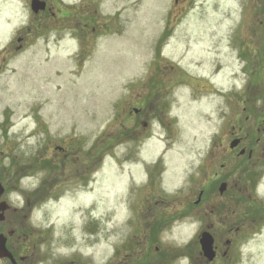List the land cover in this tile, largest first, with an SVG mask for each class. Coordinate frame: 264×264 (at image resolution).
<instances>
[{
  "label": "rangeland",
  "instance_id": "374dc122",
  "mask_svg": "<svg viewBox=\"0 0 264 264\" xmlns=\"http://www.w3.org/2000/svg\"><path fill=\"white\" fill-rule=\"evenodd\" d=\"M46 1L53 16L0 0V181L23 208L6 220L32 232L31 262L135 264L127 246L150 206L153 222L162 213V264H192L205 218L187 203L205 188L231 208L245 202L234 225L260 215L229 236L215 221L210 264H264V159L253 166L228 146L235 136L264 146V0ZM88 12L92 34L90 22L76 27ZM57 144L84 174L49 180L26 205L22 192L74 167Z\"/></svg>",
  "mask_w": 264,
  "mask_h": 264
},
{
  "label": "flooded vegetation",
  "instance_id": "af4514ba",
  "mask_svg": "<svg viewBox=\"0 0 264 264\" xmlns=\"http://www.w3.org/2000/svg\"><path fill=\"white\" fill-rule=\"evenodd\" d=\"M46 2V8L42 11H47L49 12V14H51L52 16L55 14V10H52V6L48 4V2L45 0ZM95 12V9H94ZM93 12V13H94ZM92 15L90 14V12L87 13H82L80 14V18L79 21L77 22V26L80 27L81 31H84L88 28L89 22L92 23L91 19H92ZM77 17V16H76ZM85 17V19L88 22H82L81 19ZM91 34L96 30V27L94 26V24H91V27L89 28ZM135 112H138V110H135ZM234 138H239V142H238V146H241V148H243L245 150V152L241 155H239L240 157L244 158L246 152V161L247 162H251L253 166H256L258 164H260V162L262 161L261 159H264V156L262 157V155L264 154V151H262L264 149L263 144H261L260 139H256V141H254V145L253 147L250 148V143L251 140H248V144L244 145L242 144L243 141H245V137H241V136H235ZM55 149L58 150L59 152H61L63 155V161L65 163H69L71 162L72 165H74V167H70L68 168V173L66 174V176H63L62 178V182H58L57 179H59L58 177H56L55 179H51L49 177L45 178V184L42 182L38 188L35 189V193H25L22 192V197L25 198V202L26 205L29 204L30 202V198L37 197L41 199V197H44L45 195L40 193H37V191H39L40 189H42V187L45 185H48V182L50 180V182H52V184H55L56 187L59 185H61L62 183L64 184H68L72 181L81 179V176L84 174V169L79 168V165H77L76 163L78 162V159L75 157L77 156V154L73 153V151L69 150L68 148L57 144L55 146ZM229 150H231L229 148ZM48 153H50V156L45 157V158H49L51 157L52 154V147H49V150H45ZM260 155V156H259ZM75 157V158H74ZM69 158V159H68ZM45 165L49 164V161L47 159H45L44 163ZM61 164V163H60ZM64 164V163H63ZM76 164V165H75ZM48 166H46L45 168H47ZM18 172V171H17ZM16 172V173H17ZM225 180V179H224ZM0 183L2 184L4 190L0 195V201H5L8 204V208L4 211V217L2 220H0V233H2L5 237H6V247L8 249V251L12 254L15 263H12L11 260L7 257H3L0 258V261H4L7 262L8 264H33V262H31L30 260V255H34V252H32V247L31 245H33L34 241H33V237L32 232L30 230H27V226H25L24 224H18L15 225L13 223H9V221L6 220L7 218V213L9 210H12L14 213H21L20 211L23 209L22 207H11V204H9L5 199L6 196V183L3 184L1 181ZM55 187V186H54ZM227 188V186H226ZM205 188L200 189L198 192V196L196 199L190 201L187 203V207H188V212L193 213L194 216H198L201 218H205V225H203L202 227L200 226L198 234L201 231L207 230L209 231L213 238H214V249L216 252V256L218 255L219 252V246L216 244L215 241V237H214V232L213 229L215 228V221L218 222L223 221L224 222V226L227 227V232L229 234H227V236H229L231 233H238L242 230V228L246 227V228H250V227H254V222H256V217L259 218L260 215H255L249 218L248 223L245 224V221H240L238 222L236 225L232 224V222H234L235 220H230V218L234 217V215H236V207L242 206L243 203H245L242 200H236L235 204L236 206L234 207H229L227 204H225L224 202H222L221 199H216V201L208 199L207 198V193L205 192ZM37 193V194H36ZM220 194V193H218ZM223 193H221L220 195H222ZM219 195V196H220ZM206 196V197H204ZM162 203V202H161ZM172 203L170 205V203L168 204L169 206L165 205L163 206L165 209H170V207H173ZM263 205V209H264V203ZM134 207V206H133ZM159 209V208H158ZM190 209V211H189ZM160 210V209H159ZM185 210V209H184ZM183 212L181 213L183 217H185L188 213L187 212ZM256 211V209L254 210V212ZM154 213H156L155 210H153L150 206L146 207L143 215L141 216V218L144 216V218L142 219L144 221V230L145 232L143 234H141L142 238L139 241H129L128 243V255L130 256V260H136L139 259V262H136L135 264H148L149 260L148 257L149 255L152 256L153 259H155L153 262H155V264H162L163 263V259L164 257H166V255H164L163 253H161V247L157 242L158 237L156 238L155 236H159L161 233V224H162V213L160 212L159 214V221L156 222V220L153 222L152 217L154 216ZM176 212L171 210V218H173V215ZM260 213V210H259ZM241 216H238L237 218H239ZM236 218V219H237ZM243 218V217H242ZM138 219V218H137ZM200 219V218H199ZM201 220V219H200ZM240 220V219H239ZM202 221V220H201ZM161 222V224H159ZM246 225V226H245ZM163 226V225H162ZM226 244V249L222 251V257H228L229 253V248L231 246V244H233V236H230L228 238L225 239ZM135 247H137L138 249L135 250ZM199 255L197 258L195 256V258L193 259L192 264H204L203 260L204 257L202 256V254L199 251ZM214 258V259H215ZM213 262V261H212ZM207 263H211L208 262Z\"/></svg>",
  "mask_w": 264,
  "mask_h": 264
},
{
  "label": "water",
  "instance_id": "95a60500",
  "mask_svg": "<svg viewBox=\"0 0 264 264\" xmlns=\"http://www.w3.org/2000/svg\"><path fill=\"white\" fill-rule=\"evenodd\" d=\"M44 0H31V9L33 12L37 13L40 10L45 8ZM20 40V38H18ZM238 139H234L230 142V147L233 148L237 145ZM244 149L240 150V153H243ZM226 188V183L222 182L219 186V192L222 193ZM4 188L0 183V195L3 192ZM8 208V204L5 201H0V220L4 217V211ZM199 245L201 249L202 255L207 259V261H212L215 257V249H214V239L210 232L203 231L199 236ZM7 257L11 260L12 263H15V260L12 254L8 251L6 247V237L0 233V258Z\"/></svg>",
  "mask_w": 264,
  "mask_h": 264
},
{
  "label": "trees",
  "instance_id": "16d2710c",
  "mask_svg": "<svg viewBox=\"0 0 264 264\" xmlns=\"http://www.w3.org/2000/svg\"><path fill=\"white\" fill-rule=\"evenodd\" d=\"M245 166L244 164L239 165V167ZM236 200H238V196L235 197Z\"/></svg>",
  "mask_w": 264,
  "mask_h": 264
}]
</instances>
